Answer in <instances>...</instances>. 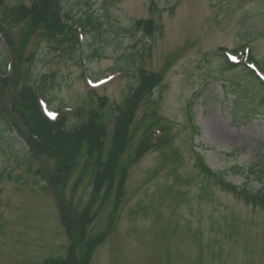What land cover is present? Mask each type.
<instances>
[{"label": "rangeland", "instance_id": "1", "mask_svg": "<svg viewBox=\"0 0 264 264\" xmlns=\"http://www.w3.org/2000/svg\"><path fill=\"white\" fill-rule=\"evenodd\" d=\"M42 1L47 0H0V58L10 56L12 62L8 60L5 73L0 68V119L12 122L23 137L13 131L15 144L0 129V264L64 258L70 240L61 214L69 221L74 212L85 222L88 213H94L83 238L76 236L79 254L86 255L83 264H264V205L223 191L212 179L205 187L207 177L194 161L200 152L211 169L226 171L237 186L245 184L246 177L235 166L255 164L261 172L249 185L264 191V84L244 64L229 66L225 56L228 52L237 58L245 51L240 61L264 79V0H89L91 7L82 4L86 0H63L66 8L72 5L81 14L107 10L125 27L149 17L156 26L151 37L134 46L127 35L120 40L130 60L159 73L162 90L156 105L145 103L138 109L120 161L125 170L122 184L115 182L102 201L95 199L93 181L114 143L100 154L80 152L65 167L60 166L61 153L48 141L47 152L36 160L24 142L22 117L33 101L25 73L35 53L33 70L55 73L56 82L47 89L53 100L49 109L67 105L63 109L73 124L98 109L96 97L105 99L104 130L109 133L111 107L136 80L128 70L116 71L123 59L116 63L119 52L114 47L99 46L105 51L87 65L82 47L69 55L66 43L61 48L39 37L27 39L33 16L23 15L38 13ZM22 7L24 13L16 14ZM82 40L86 45L87 38ZM102 75L113 76L104 82L89 79ZM13 79L20 85H13ZM151 110L162 119L155 125L167 131H155L153 138H169L157 148L146 140ZM189 114L199 128L197 137ZM135 151L145 152L131 163ZM23 154L26 163L19 160ZM38 169L45 177L40 183ZM122 190V196L115 197Z\"/></svg>", "mask_w": 264, "mask_h": 264}, {"label": "trees", "instance_id": "2", "mask_svg": "<svg viewBox=\"0 0 264 264\" xmlns=\"http://www.w3.org/2000/svg\"><path fill=\"white\" fill-rule=\"evenodd\" d=\"M106 0H102L104 3ZM115 1V0H112ZM62 3V5L60 4ZM57 0H47L39 3L41 8L40 11L33 12V10L28 11L27 14L23 15V19H27L31 15L33 16L30 19L31 27L26 32L27 39H32L33 37H39L42 41L46 40V42L50 45L55 44L62 48V45L66 43V52L70 55V53L77 47V41L71 38L70 33L65 30V28L58 22L56 17V11L51 10L56 7ZM64 1L60 0L58 2V7L60 6L63 10V14L75 23L81 25L83 32L88 35V43L87 46L91 48L88 50L89 55L87 56L89 60L96 61L98 58V51L103 50L100 49L99 46H110L114 47L115 50L122 49L121 42H117L115 39H118L119 35L124 33H128L130 37L133 39V42L137 41V34H141L143 37L147 34H150L152 31V20L148 19H140L134 20L132 23L128 25V27L117 25L113 21L110 20L108 14L104 11L100 14L92 11L91 9L85 10L83 14L79 13V9H75L72 5H69L68 8L65 9L63 5ZM78 3V2H77ZM86 7H91L90 1L86 0L82 2ZM35 7V5H33ZM75 6V5H74ZM18 10V9H16ZM26 10L25 7L19 9V12L16 11V14H23ZM51 10V14L47 13V11ZM151 11V10H150ZM172 12V9H171ZM75 13L79 14L76 15ZM112 32L113 35H110ZM142 38L138 37V40ZM120 41V40H119ZM102 43L101 45L98 43ZM111 42L112 44H108ZM130 55H127L124 51L121 54L123 60L119 63L117 68L122 70L124 68H136L137 71L134 76L137 83L136 86L131 87L129 92H127L120 103L113 105L112 111L110 112V116L113 119V131L112 133L106 132L104 130V122L108 116L107 114V106H105V99L102 101L100 97H96V108L91 111L88 116L85 115V119L81 120L77 124H70L67 120L63 119L61 123H47L44 120L40 119V115L35 110L33 104L31 103L27 110L28 113L33 120L34 124L40 127L39 131L34 130V132L40 135L41 140L44 143H37L33 140L31 141L27 138V143L34 154L36 160L40 158L41 155H44L47 152L46 143L49 141L52 143V146L61 153L60 166L69 167L72 164L73 157L83 152L86 155H94L95 153H102L103 149L109 144L117 143L114 146V151L118 149L117 154L115 155L114 151L110 150L107 153L106 162L104 163V167L99 169L96 173L93 181V186L96 191H98V195L95 199L100 198V200H104L110 195V192L113 188L115 182H117L118 187L119 184H122V177L125 173L124 168L121 166L120 161L122 162V157L124 155L125 149L124 146L128 144L130 141V137H126V133L129 130L132 121L136 115L137 109L141 103L149 102L151 104H157L159 101L160 93L162 88H159V92L156 93V97L152 98L154 95V91L156 88L161 87L160 79L161 76L158 74L150 73L141 69L137 62H134L129 59ZM53 72H43L36 73L34 71H30L29 79L32 84L37 86L38 90L42 97H46V87L56 82L54 78ZM157 76V79H156ZM199 91L195 92L191 97V100L188 102V109L191 108L192 100L197 97ZM51 101V99H47ZM189 120L192 122V114H189ZM160 119L156 115L153 116L151 122H159ZM194 126V125H193ZM64 128H67L69 132H64ZM0 129L3 132L8 130L6 123L0 122ZM194 131L197 134V128L194 126ZM169 141V138L165 140H160V145L164 146ZM151 143V138L150 141ZM1 148V147H0ZM145 151L135 152L131 163H136L141 155ZM195 167L200 172L201 175L205 176V187L209 186V180L212 179L213 183L218 185L223 191L230 192L235 195H239L245 199L252 201L253 203L258 202L260 206L264 205V191L261 188H253L249 184L251 183L253 176L256 173H260L261 171H257V166L255 164L249 165L245 168L235 166V170L242 171L246 177L245 184L242 186H237L226 178V171L216 172L211 170L205 163V159L203 155L198 152H195ZM118 157H121L120 160ZM21 162L26 163L27 160L24 158L19 159ZM99 160V159H98ZM97 160V163H98ZM103 163V162H102ZM41 169L36 171L37 180L42 181L43 177ZM123 190L120 194L116 193L115 197L118 195L122 196ZM113 199V202H116V199ZM59 208V207H58ZM89 207L87 210H89ZM60 210V208H59ZM94 216L93 214L87 215V221L85 222L84 218L78 213L74 212L71 215V219L68 221L61 214V220L64 225V230L67 234V237L70 240V244L66 249V256L64 258H48L41 263L37 264H83L86 259V255H81L78 252V242H76L77 237L83 238L84 229L86 225L88 226V222L92 221ZM68 221V222H67ZM114 224L113 216L111 217V226ZM75 230V231H74ZM76 233V235H75ZM106 232L103 231L102 236H104ZM77 236V237H76ZM78 241V240H77Z\"/></svg>", "mask_w": 264, "mask_h": 264}, {"label": "snow or ice", "instance_id": "3", "mask_svg": "<svg viewBox=\"0 0 264 264\" xmlns=\"http://www.w3.org/2000/svg\"><path fill=\"white\" fill-rule=\"evenodd\" d=\"M232 59H234V60H235L236 58H235V57H232Z\"/></svg>", "mask_w": 264, "mask_h": 264}]
</instances>
